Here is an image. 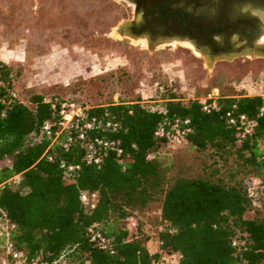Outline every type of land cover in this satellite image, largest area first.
Returning <instances> with one entry per match:
<instances>
[{
  "label": "trees",
  "instance_id": "1",
  "mask_svg": "<svg viewBox=\"0 0 264 264\" xmlns=\"http://www.w3.org/2000/svg\"><path fill=\"white\" fill-rule=\"evenodd\" d=\"M11 92L8 67L0 62V160L9 162L0 169V218L26 259L156 264L160 254L146 246L148 226L159 253L177 254L176 264H264V217L244 218L251 209L245 180L264 182V114L258 115L264 96L217 95L205 113L198 100L182 101L165 89L159 110L136 98L87 108L95 127L81 139L77 130L64 129L49 145L40 127L55 121V113L45 98L32 94L24 105ZM227 111L254 122L249 135L240 137L239 126L227 123ZM174 127L188 130L181 143L199 154L194 173L158 157L169 143L155 130ZM87 143L102 152L98 165L84 162ZM61 163L78 169L66 174ZM81 193L96 195L93 209L80 203ZM90 227L105 240L104 249L89 239Z\"/></svg>",
  "mask_w": 264,
  "mask_h": 264
},
{
  "label": "rangeland",
  "instance_id": "2",
  "mask_svg": "<svg viewBox=\"0 0 264 264\" xmlns=\"http://www.w3.org/2000/svg\"><path fill=\"white\" fill-rule=\"evenodd\" d=\"M131 6L125 0H0V62L8 67L16 99L28 105L32 94H41L90 108L136 98L159 110V86L182 101L208 93L264 96L262 57L210 60L187 43L135 39L123 30L138 20ZM158 157L197 171L199 154L183 143L164 145ZM8 165L0 160V169ZM252 217H264V198L244 214ZM4 227L0 218V234ZM144 230L155 236L151 227ZM0 264H6L2 244Z\"/></svg>",
  "mask_w": 264,
  "mask_h": 264
},
{
  "label": "flooded vegetation",
  "instance_id": "3",
  "mask_svg": "<svg viewBox=\"0 0 264 264\" xmlns=\"http://www.w3.org/2000/svg\"><path fill=\"white\" fill-rule=\"evenodd\" d=\"M125 1L138 13L123 29L135 39L187 43L210 60L264 59V0Z\"/></svg>",
  "mask_w": 264,
  "mask_h": 264
},
{
  "label": "built area",
  "instance_id": "4",
  "mask_svg": "<svg viewBox=\"0 0 264 264\" xmlns=\"http://www.w3.org/2000/svg\"><path fill=\"white\" fill-rule=\"evenodd\" d=\"M158 91L162 92V87H158ZM10 98H15L13 92L9 93ZM44 103L48 104L50 109L55 113V121H45L40 127V134L43 135L47 140H49V145H51L57 138L58 134L64 129H74L78 132V138L81 139L83 136L82 131L90 130L96 125L94 118L87 117L85 111L87 107L82 106L74 101L59 99V98H45ZM201 104V110L208 113L211 109L215 107L214 96L212 94H206L201 100H198ZM264 114V106L259 108L258 115ZM225 119L229 125L236 126L240 128V137H244L250 134L251 128L254 125L253 121H248L244 116H234L230 111L225 113ZM185 123V122H184ZM105 128H110L111 124L109 122H104ZM187 129L172 128L170 130H165L163 128H158L154 132L156 137H164L165 140L170 145H179ZM100 148L104 149L107 146L106 142L100 143ZM102 152H95V147L93 143H87L85 145V153L83 160L86 163H91L98 165L100 163V155ZM60 167L65 171L66 174H72L78 169L77 165L64 164L61 163ZM246 196L251 202V209L258 207V201L264 198V182L258 178H251L249 184L246 185ZM80 203L88 210L93 209L96 201V195L94 193L86 194L81 193L79 195ZM129 225L131 228L134 227V222L129 220ZM89 239L97 244L101 249L106 247L105 240L95 232L93 228H88L87 230ZM2 236V249L7 257L6 264H40L36 260L26 259L22 254L16 252L13 249L12 244L8 240V230L5 224L4 230L0 234ZM154 238V247L152 251L148 252L150 254L158 253L160 254L159 261L156 264H176L178 261L177 254L164 255L159 253L158 245L159 242Z\"/></svg>",
  "mask_w": 264,
  "mask_h": 264
},
{
  "label": "crops",
  "instance_id": "5",
  "mask_svg": "<svg viewBox=\"0 0 264 264\" xmlns=\"http://www.w3.org/2000/svg\"><path fill=\"white\" fill-rule=\"evenodd\" d=\"M248 96V95H246ZM147 249L150 251V246H154V238H150L149 241L147 242Z\"/></svg>",
  "mask_w": 264,
  "mask_h": 264
},
{
  "label": "bare ground",
  "instance_id": "6",
  "mask_svg": "<svg viewBox=\"0 0 264 264\" xmlns=\"http://www.w3.org/2000/svg\"><path fill=\"white\" fill-rule=\"evenodd\" d=\"M171 45V44H170ZM195 52V51H194ZM197 54V52H195Z\"/></svg>",
  "mask_w": 264,
  "mask_h": 264
}]
</instances>
